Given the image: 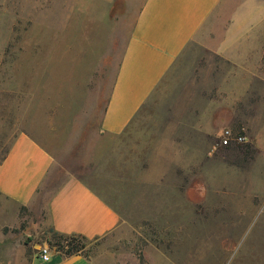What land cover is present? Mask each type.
Returning <instances> with one entry per match:
<instances>
[{"label":"rangeland","instance_id":"obj_1","mask_svg":"<svg viewBox=\"0 0 264 264\" xmlns=\"http://www.w3.org/2000/svg\"><path fill=\"white\" fill-rule=\"evenodd\" d=\"M144 1L0 0V162L25 133L54 160L44 194L77 178L118 211L82 250L92 264H264V59L241 76L209 45L248 0H225L126 130L107 134ZM225 131L244 140L223 146ZM44 220L0 195V264L50 248Z\"/></svg>","mask_w":264,"mask_h":264},{"label":"crops","instance_id":"obj_2","mask_svg":"<svg viewBox=\"0 0 264 264\" xmlns=\"http://www.w3.org/2000/svg\"><path fill=\"white\" fill-rule=\"evenodd\" d=\"M224 2L144 1L102 116L104 133L118 135L126 130ZM209 45L214 54L232 64L241 76L260 73L257 71L264 59V0L242 4L241 10L232 16L223 40L215 43L212 39ZM245 88L244 84L242 89ZM53 165L46 149L29 135L18 134L0 162V195L44 214L49 231L60 235L93 240L116 229L120 223L118 211L77 178H70L44 194ZM50 251L48 262L38 257L33 264H92L83 255L66 256L52 245Z\"/></svg>","mask_w":264,"mask_h":264},{"label":"trees","instance_id":"obj_3","mask_svg":"<svg viewBox=\"0 0 264 264\" xmlns=\"http://www.w3.org/2000/svg\"><path fill=\"white\" fill-rule=\"evenodd\" d=\"M50 233L53 234V240L49 241V244L55 246L57 251H60L66 256L82 255V250L86 247V240L84 237L76 235H60L52 229Z\"/></svg>","mask_w":264,"mask_h":264},{"label":"built area","instance_id":"obj_4","mask_svg":"<svg viewBox=\"0 0 264 264\" xmlns=\"http://www.w3.org/2000/svg\"><path fill=\"white\" fill-rule=\"evenodd\" d=\"M231 140L235 141V142H242L244 140V137L242 136H237V137H231V134L229 131H225L222 135V139H221V144L223 146L228 145ZM38 257L42 262H48L50 259V255H51V251L49 246L44 245L42 247H40L39 251H38Z\"/></svg>","mask_w":264,"mask_h":264}]
</instances>
